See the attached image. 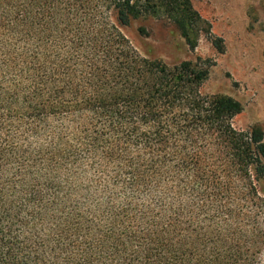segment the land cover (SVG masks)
<instances>
[{
    "label": "trees",
    "instance_id": "trees-1",
    "mask_svg": "<svg viewBox=\"0 0 264 264\" xmlns=\"http://www.w3.org/2000/svg\"><path fill=\"white\" fill-rule=\"evenodd\" d=\"M94 1L0 0V264H254L222 226L260 205L262 128L202 91L203 58L141 56L108 9L163 14L192 49L208 22L193 0Z\"/></svg>",
    "mask_w": 264,
    "mask_h": 264
},
{
    "label": "rangeland",
    "instance_id": "rangeland-1",
    "mask_svg": "<svg viewBox=\"0 0 264 264\" xmlns=\"http://www.w3.org/2000/svg\"><path fill=\"white\" fill-rule=\"evenodd\" d=\"M92 4L109 7L103 0ZM193 4L212 33L200 31L195 49L163 14L142 15L122 25L111 5L108 16L143 57L168 64L203 58L210 74L202 91L233 96L244 107L234 118L235 127L250 130L259 125L264 132V0H193ZM218 37L223 39V52L213 43ZM256 185L260 205L251 203L222 228L229 246L245 253L250 262L264 264V178Z\"/></svg>",
    "mask_w": 264,
    "mask_h": 264
}]
</instances>
